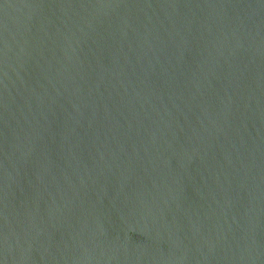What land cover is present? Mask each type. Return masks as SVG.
I'll return each mask as SVG.
<instances>
[{
    "label": "water",
    "instance_id": "water-1",
    "mask_svg": "<svg viewBox=\"0 0 264 264\" xmlns=\"http://www.w3.org/2000/svg\"><path fill=\"white\" fill-rule=\"evenodd\" d=\"M0 264H264V0H0Z\"/></svg>",
    "mask_w": 264,
    "mask_h": 264
}]
</instances>
